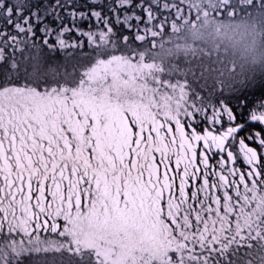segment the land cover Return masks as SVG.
I'll list each match as a JSON object with an SVG mask.
<instances>
[{
  "label": "snow or ice",
  "instance_id": "obj_1",
  "mask_svg": "<svg viewBox=\"0 0 264 264\" xmlns=\"http://www.w3.org/2000/svg\"><path fill=\"white\" fill-rule=\"evenodd\" d=\"M0 264H264V0H0Z\"/></svg>",
  "mask_w": 264,
  "mask_h": 264
},
{
  "label": "trees",
  "instance_id": "obj_2",
  "mask_svg": "<svg viewBox=\"0 0 264 264\" xmlns=\"http://www.w3.org/2000/svg\"><path fill=\"white\" fill-rule=\"evenodd\" d=\"M85 2H87V0H85ZM61 55H63V54H61Z\"/></svg>",
  "mask_w": 264,
  "mask_h": 264
},
{
  "label": "clouds",
  "instance_id": "obj_3",
  "mask_svg": "<svg viewBox=\"0 0 264 264\" xmlns=\"http://www.w3.org/2000/svg\"><path fill=\"white\" fill-rule=\"evenodd\" d=\"M225 71L227 72V69Z\"/></svg>",
  "mask_w": 264,
  "mask_h": 264
}]
</instances>
